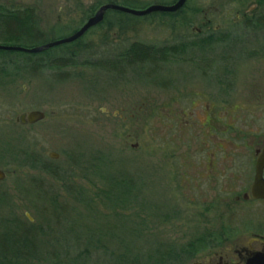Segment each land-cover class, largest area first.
<instances>
[{
  "label": "rangeland",
  "instance_id": "obj_1",
  "mask_svg": "<svg viewBox=\"0 0 264 264\" xmlns=\"http://www.w3.org/2000/svg\"><path fill=\"white\" fill-rule=\"evenodd\" d=\"M100 1L104 0L0 3L37 8L41 26L49 32L48 39L37 40V45L75 31ZM116 1L141 8L171 0ZM194 7L201 9L193 12ZM261 8L256 0H188L174 16L110 10L112 18L122 15L127 24L92 30L84 39L80 62L67 67L66 78L57 79L49 70L32 77H0V168L6 171L0 179V236L8 227L42 228L37 230L40 253L26 258L27 264H70L65 246L73 244L76 249L75 243L86 242L93 229L106 234L107 244L116 249L124 245L150 249L157 240L180 242L226 226L223 199L245 184L238 178L241 168L234 169V163L230 170L224 156L223 121L228 118L232 124L236 157L240 149L236 146L250 141V134L264 132V52L237 54L260 50L264 44V30L239 23L243 10ZM198 28L230 29L241 39L216 43L212 51H193L196 58H207L196 63L187 54L184 60L159 61L153 69L150 63L139 69L127 67L120 74L100 65L112 58L119 44L140 40L171 45L181 34L201 33ZM224 54L230 58L223 59ZM87 58L99 66L83 63ZM218 76L227 79L225 85L217 84ZM32 109H42L46 116L34 123L17 120L21 112ZM208 114L220 116L221 132L206 124ZM244 130L250 137L242 136ZM29 153L50 162L57 173L41 163L33 165ZM109 174L135 177L128 202L113 201L116 193L107 191L114 183L106 178ZM206 205L210 211H203ZM15 233L22 237L24 230ZM211 244L195 257L224 252L223 238Z\"/></svg>",
  "mask_w": 264,
  "mask_h": 264
},
{
  "label": "trees",
  "instance_id": "obj_2",
  "mask_svg": "<svg viewBox=\"0 0 264 264\" xmlns=\"http://www.w3.org/2000/svg\"><path fill=\"white\" fill-rule=\"evenodd\" d=\"M104 3L118 2L116 0H104L103 2H98L93 8L96 9L100 4ZM256 3L263 4L264 8V0H256ZM186 5L187 3L177 12H160L161 14H178ZM263 8L258 10L252 9L250 12L243 10L240 14V17H242L239 19L240 26L254 31L264 30ZM199 9L201 8L194 7L193 12ZM110 10L121 14L124 12L108 8L102 21L92 26L84 35L71 42L58 44L39 52L0 48V77L8 76L14 79L19 76L32 77L44 70H49L51 71L50 74L56 76L57 79L66 78L70 75L67 67L74 66L80 62V55L85 44L84 39L92 30L104 24L120 28L127 24L128 19L122 15L112 18L109 13ZM182 21L183 24L187 22V20ZM237 25L239 24L237 23ZM201 33L202 35H200ZM201 33L194 32L190 36L181 34V38H177L175 43L171 45H157L140 40L132 41L124 45L119 44L111 55L112 58H107L100 65L106 67L112 74H120L127 67L139 69L142 64L146 63H150L152 65L151 69H153L159 61L171 59L184 60L185 56L193 53V51H212L216 43H225L228 41L239 42V38L241 39V35H237V33H234L230 29L223 30L214 28ZM48 36L49 32L42 28L41 16L35 6L14 7L0 3V42L32 46L36 45L37 40L42 39V41H45L48 39ZM58 47L59 49L55 51L54 49ZM226 47H229V45L225 46L224 51H226ZM261 49H264V44L261 45ZM254 52L256 51L252 49L248 51H237V54L241 56L243 53L244 55H248ZM228 56L224 54L222 58L228 59L230 58ZM196 57L197 54H191V57L188 56V60H194L192 62L196 63L197 59H207L203 55H199L198 58ZM85 62L87 64H97L93 58H87L83 61V63ZM97 65L99 66V64ZM216 81L219 85H225L227 79H224L223 76H218ZM230 85H233L231 81ZM217 117L220 119V116ZM216 128L218 129V127ZM27 157L33 161V165L41 163L42 167L46 170L57 173V168L53 167L50 162L47 163L41 159L36 153H29ZM106 178H109V182L110 180L114 182L113 189L107 190L108 193H116L113 201L119 200L120 202H125V199H127L126 201L128 202L126 195L132 191V186L136 184L135 177L124 174L121 175V178H116L109 174ZM202 209L203 211H210L209 205H206ZM201 214L199 212V215ZM40 228H37L33 224L15 229L8 227L0 236V264H27L25 261L27 260L26 258L36 257L35 255L40 253L37 242V230ZM18 229L24 230L22 237H19V234L15 233ZM135 230L138 232L137 229ZM13 232L14 235L12 236L11 234ZM224 233L225 230L223 227L219 232L214 233L213 231L205 230L180 242L166 239L163 241L157 240L155 245H152L153 247L150 249L137 245H124L116 249L107 244L106 241L108 239L106 234H102L99 230L93 229L89 233L86 242L79 240L78 243H75L74 248L76 249H73V244L65 246V248L62 246V248L65 249L64 254L70 264H183L187 259H191L200 250L213 243V241H216V239L221 240ZM6 239L10 241L7 242ZM120 239L124 241L123 237ZM58 243L60 242H56L57 245Z\"/></svg>",
  "mask_w": 264,
  "mask_h": 264
},
{
  "label": "flooded vegetation",
  "instance_id": "obj_3",
  "mask_svg": "<svg viewBox=\"0 0 264 264\" xmlns=\"http://www.w3.org/2000/svg\"><path fill=\"white\" fill-rule=\"evenodd\" d=\"M174 1H157L148 4H171ZM180 8L176 11L166 12H177ZM198 31L201 32L200 28H198ZM190 35H193V33L187 34V36ZM255 51L244 56L262 54L264 49ZM217 116L216 114H208L206 124H209V128H212L214 132H221V130L216 128L221 125ZM227 119L223 121L222 125V131L227 133V135L225 134L227 145L225 146L224 156L230 163V170L234 163L236 164L234 169L238 170V168H241V175L238 178L245 185L240 192L232 193L229 195L230 197H224L223 199L228 216V222L224 226V252H217L215 256L213 255L209 258H197L195 254L192 258L196 260L190 264H264V132L256 131L250 134V141L245 139L241 146H236V149L240 148L238 149L239 155L236 157V155H232L234 152L230 139L232 124ZM248 131L244 130L242 136H249L250 132L248 133ZM237 159L239 166L235 161ZM256 177L259 178L256 188L259 195H254L252 192L253 184L257 180Z\"/></svg>",
  "mask_w": 264,
  "mask_h": 264
},
{
  "label": "water",
  "instance_id": "obj_4",
  "mask_svg": "<svg viewBox=\"0 0 264 264\" xmlns=\"http://www.w3.org/2000/svg\"><path fill=\"white\" fill-rule=\"evenodd\" d=\"M187 0H175L171 4H160V3H155V4H148L144 7L141 8H135L131 7L125 4H118V3H104L100 4L97 7V10L91 14L83 24H81L75 31L72 33L58 37V38H53L50 39L42 44H37V45H32V46H27V45H22V44H13V43H2L0 42V48L4 49H15V50H24L28 52H39L42 51L46 48L62 44L65 42H71L73 40H76L77 38L81 37L84 35L92 26L96 25L102 19L104 18L105 12L108 8L112 9H117L121 10L124 12L132 13V14H146L152 11H176L180 7L185 4ZM46 116V112L42 109H32L28 111H23L20 113V115L17 117V120L21 123H34L37 122L41 119H43ZM50 155L56 156V154L51 153ZM6 177V171L2 168H0V179H3ZM258 177V176H257ZM256 177V178H257ZM258 180H255L253 187H252V192L254 195H259V192L257 191V185H258Z\"/></svg>",
  "mask_w": 264,
  "mask_h": 264
}]
</instances>
